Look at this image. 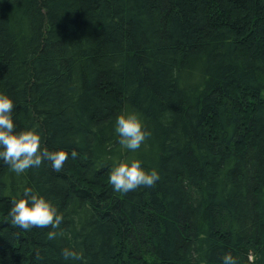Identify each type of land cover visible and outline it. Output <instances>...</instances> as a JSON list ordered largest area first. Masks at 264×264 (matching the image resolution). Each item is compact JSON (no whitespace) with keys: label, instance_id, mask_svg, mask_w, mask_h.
I'll return each instance as SVG.
<instances>
[{"label":"trees","instance_id":"obj_1","mask_svg":"<svg viewBox=\"0 0 264 264\" xmlns=\"http://www.w3.org/2000/svg\"><path fill=\"white\" fill-rule=\"evenodd\" d=\"M0 93L15 132L68 152L60 172L0 159V264H264V0H0ZM130 111L136 151L115 131ZM133 159L160 179L114 191ZM25 188L58 229L12 224Z\"/></svg>","mask_w":264,"mask_h":264},{"label":"clouds","instance_id":"obj_2","mask_svg":"<svg viewBox=\"0 0 264 264\" xmlns=\"http://www.w3.org/2000/svg\"><path fill=\"white\" fill-rule=\"evenodd\" d=\"M12 100L0 93V159L9 165L10 170L16 174H23L32 167H40L44 161H49L54 171L60 172L68 160V152L64 150L49 151L41 148V136L33 126L29 130L15 132L12 111ZM115 131L119 135V143L128 150L136 151L150 137L140 115L136 112H126L116 119ZM73 150L71 156L77 157ZM141 161H121L113 167L109 183L118 193H128L140 186L151 187L160 179L156 169L146 171L141 167ZM12 224L24 230L32 227L58 229L63 221V214L57 207L36 194L31 188H25L23 198L13 201V207L9 211ZM62 232L49 231L47 238L56 239ZM65 260H81L82 253L68 248L62 250ZM223 264H238L235 257L225 254Z\"/></svg>","mask_w":264,"mask_h":264}]
</instances>
